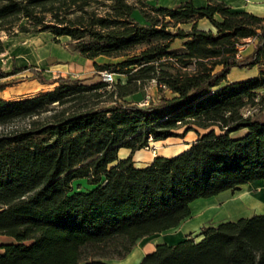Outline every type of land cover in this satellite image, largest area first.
<instances>
[{
	"label": "trees",
	"instance_id": "trees-1",
	"mask_svg": "<svg viewBox=\"0 0 264 264\" xmlns=\"http://www.w3.org/2000/svg\"><path fill=\"white\" fill-rule=\"evenodd\" d=\"M43 31L125 80L58 77L50 90L0 98V236L9 239L0 264H108L176 227L194 200L264 182V119L242 114L264 97V17L218 0H0V53L2 32ZM247 38L254 44L242 57ZM255 66L253 77L227 79L233 67ZM24 68H0V77ZM150 81L156 101L125 99ZM188 131L196 138L181 152L134 164L150 141ZM121 148L129 154L119 157ZM77 180L90 188L73 192ZM138 264H264V212L156 243Z\"/></svg>",
	"mask_w": 264,
	"mask_h": 264
},
{
	"label": "crops",
	"instance_id": "crops-1",
	"mask_svg": "<svg viewBox=\"0 0 264 264\" xmlns=\"http://www.w3.org/2000/svg\"><path fill=\"white\" fill-rule=\"evenodd\" d=\"M181 1H185V0H177L176 2L172 4H158L156 0V4L159 6L172 7L173 5ZM218 1H223L233 10H244V11L253 13L257 16L264 17V0H218ZM206 2L207 0H193V3L195 5H204ZM198 25L204 29H208L211 27L208 21L205 19H200L198 21ZM20 34L21 33L18 32L16 35L10 36L8 38L7 36H4V38H6V39H3L4 47H5L4 52L8 53L12 60V64L10 65L9 70L5 72L11 71L12 67H25V68L23 70L14 72L12 74L0 77V80L1 81L9 80V78L23 76L24 78H23L22 83L27 82V81L28 83L25 85H20L19 83L14 86H9L6 84H8L10 81H3L0 84V87H1L0 88V98L2 99L12 100V99L26 97V96H30V95L43 92V91L50 90L55 85V83L51 81L58 77H66L65 72H67L68 70H71L73 72L70 74V77H72L73 74H77L76 71L78 70L72 68V65L74 62L84 60L83 61L84 63L90 62V64H92L91 60H88L82 57L81 55H79L78 53L70 51L69 49L68 50L64 49L56 42H53V41L50 43L40 42L38 46H34L26 38L29 35L24 34L22 37H20L19 36ZM20 39L21 40L24 39V40L20 42L21 41ZM243 41L247 42V44L244 45L245 47L250 46V42H251V48L248 51L250 52L252 50L254 40L244 39ZM240 53H242L241 50H240ZM98 58L100 57H97L95 60L97 61ZM91 68L93 70L94 67L92 66ZM234 68L235 67L231 68L230 72ZM240 69H243V68H240ZM33 71L39 72L42 78L44 79V81H40L35 76H33ZM58 71L60 72L59 75H57L56 73ZM230 72L227 76V79L229 81L244 80V79H247L249 77H253L256 75L253 73V75H248V76L244 75V76L232 78L230 76ZM73 78L75 77L73 76ZM88 83H91V82H88ZM10 88H12V93L8 94V90ZM191 132H193L194 136L189 140L186 139V137H188L189 133ZM195 138H196L195 132L188 131L183 137H168L164 140L152 141L150 143V146L154 148V150L150 151L147 149L150 154L140 155L142 151L146 150L143 148L138 151H135L132 154V159L136 166L137 165L144 166L150 163L155 155H161V156L168 157V156H173L181 152L182 150L187 148L189 143L192 142ZM165 145H170V146H165ZM128 154H129V150L126 148H121L118 151L119 157H125ZM190 209H191V213L189 217L182 220L176 227H173L166 231L152 235L150 237V240L153 241L152 243L149 242L145 245L140 246L138 245V240H137V243L133 246L131 251L122 260H117V259L109 260L108 264H133L132 262H134V259L136 260L137 257L139 256L143 257L145 253L150 252L154 248V245L156 243L167 242V243L173 244L177 242L178 240H181L182 238H184L189 233L199 230L202 226H204L205 220L196 221V223H193V225L189 226L190 220L193 217H195V215L201 214L199 213L200 212L199 210L194 211L192 207H190ZM201 215L203 216V213ZM145 238L147 239L148 237H145ZM131 254L133 255L137 254V255L135 257L133 256V259H131L132 261L127 263L126 259L129 258Z\"/></svg>",
	"mask_w": 264,
	"mask_h": 264
},
{
	"label": "rangeland",
	"instance_id": "rangeland-1",
	"mask_svg": "<svg viewBox=\"0 0 264 264\" xmlns=\"http://www.w3.org/2000/svg\"><path fill=\"white\" fill-rule=\"evenodd\" d=\"M129 2H134L136 0H128ZM142 1H151V0H140ZM177 0H157L158 4H172L176 2ZM156 3V0L154 1ZM93 7L100 8L99 10L101 11V8H103V5H99L96 2L91 3ZM72 15V14H71ZM133 18L136 20H139L142 22L143 15L142 13L138 10L135 9L132 13ZM46 19H49V15L45 17ZM25 20H21L19 23L23 24ZM199 26V25H198ZM182 27H187V26H182ZM200 27V26H199ZM201 28V27H200ZM14 30L17 29V26H14ZM21 33V32H19ZM29 35L26 38L31 42L32 45L38 46L40 42H46L50 43L53 41L52 35L49 32L43 31V32H37V33H21L19 36L22 37L23 35ZM16 34L8 33V32H2L1 33V38H4V36L10 37L14 36ZM58 43L61 47L64 49H69V46L67 45V40L68 38L66 36H62L58 38ZM251 39V38H247ZM21 40V39H20ZM18 40V41H20ZM24 39H22L20 42H22ZM5 41V40H4ZM28 41V42H29ZM54 42V41H53ZM247 44V42L243 41L242 45L239 47V49L242 51L241 55L242 57L248 54L250 48H251V42L250 46H244ZM249 44V43H248ZM181 45V40H175L174 44H172L173 48H178ZM244 46V47H243ZM84 61V60H83ZM82 60L78 62H74L72 65L73 69H77L78 71L77 74H73V76L77 79L83 80L85 83L92 82V81H97L100 80V75L99 71H96L94 68L92 70V64L90 62H83ZM104 61H113V60H108L105 57H100L98 58L97 62L102 63ZM12 64L11 57L8 53L6 52H1L0 53V68L2 69L3 72L8 71L10 68V65ZM262 68L264 69V65H262ZM258 66L252 67V68H237L235 67L231 72L230 76L232 78L240 77V76H248V75H253L258 73ZM111 73H113V84L116 82H124L125 76L121 73L116 72L114 69H109ZM57 75L60 74V72H56ZM73 73L71 70H68L65 72L66 77L70 76V74ZM72 76V77H73ZM23 76H17L15 78H9V80H3V81H10L8 84L9 86H14L20 83V85H25L28 83L23 82ZM27 78V77H26ZM25 80V79H24ZM27 80V79H26ZM0 80V84L3 82ZM5 86V85H4ZM12 93V88L8 90V94ZM165 95H170L168 91H164ZM261 95L264 96V90H261ZM159 98L158 91L156 89L155 83L153 81H150L145 84V87L140 89L139 91L126 96L125 99L128 101L136 102L140 105H146L148 104L149 101H156ZM257 104L253 107H249L251 111V115L254 118L258 119H264V97L260 98L258 97L256 99ZM2 130V128H0ZM194 136L193 132L189 133V136L186 137V139H191ZM165 146H170V145H165ZM158 147V146H157ZM161 148V147H160ZM145 149V148H144ZM150 151L154 150L151 146L149 147ZM146 149L145 151H142L140 155H148L150 154ZM156 150V149H155ZM142 165H137V167H140ZM90 187L85 184V181L80 180V181H75L73 182V192L76 191H85L89 189ZM190 207L194 209V211L199 210V213H203V216L201 214L195 215L190 222L189 226L193 225V223H196V221L200 220H205L204 221V226L210 225V224H216L221 221H226V220H235L239 217H245V216H251L253 214H258L264 212V182L263 181H257L248 185H243L241 186L238 190L234 191H223L215 196L209 197V198H199L194 200L193 202L190 203ZM201 217V218H200ZM200 230V229H199ZM199 230L195 232H191V235L196 234ZM155 235V234H154ZM9 239L5 236H0V244L8 242ZM149 242H153L150 240V237L143 238L138 240V245L142 246L145 245ZM137 243V242H136ZM135 243V244H136ZM137 254H131L129 258H127V263L132 261L133 256L135 257ZM142 257H137V259H134L133 264H138L139 261L141 260ZM117 260H122V259H117Z\"/></svg>",
	"mask_w": 264,
	"mask_h": 264
},
{
	"label": "built area",
	"instance_id": "built-area-1",
	"mask_svg": "<svg viewBox=\"0 0 264 264\" xmlns=\"http://www.w3.org/2000/svg\"><path fill=\"white\" fill-rule=\"evenodd\" d=\"M99 75H100V80L108 83V84H111L113 82V73L107 71V70H102V71H99ZM242 114L243 116H249L251 115V111H250V108L249 107H245L243 110H242ZM152 141L149 142L148 146L144 147L145 149H149L150 147V143ZM154 149V148H153Z\"/></svg>",
	"mask_w": 264,
	"mask_h": 264
}]
</instances>
